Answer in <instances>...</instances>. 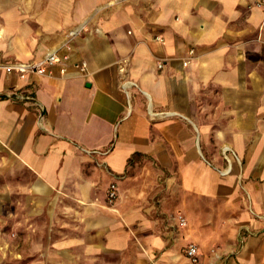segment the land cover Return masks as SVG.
<instances>
[{"label": "crops", "instance_id": "1", "mask_svg": "<svg viewBox=\"0 0 264 264\" xmlns=\"http://www.w3.org/2000/svg\"><path fill=\"white\" fill-rule=\"evenodd\" d=\"M254 1L0 0V264H264Z\"/></svg>", "mask_w": 264, "mask_h": 264}, {"label": "built area", "instance_id": "2", "mask_svg": "<svg viewBox=\"0 0 264 264\" xmlns=\"http://www.w3.org/2000/svg\"><path fill=\"white\" fill-rule=\"evenodd\" d=\"M254 4L257 7H261L264 10V0H255ZM155 38L157 40H162L160 36H156ZM65 58L66 56L60 55L57 51H53L38 62L28 63V64L5 65L4 67L7 70L15 69L20 77H25L29 73L44 74L49 66L53 65L54 63H58L64 60ZM161 66L162 64L160 63L159 67ZM120 70H123V67H120ZM116 199H117V186L115 183H111L107 190L106 201L110 206H112L114 205ZM179 220L181 224H185V219L181 215L179 216ZM185 254L192 262H197L199 259V249L197 244L189 243L185 248Z\"/></svg>", "mask_w": 264, "mask_h": 264}]
</instances>
